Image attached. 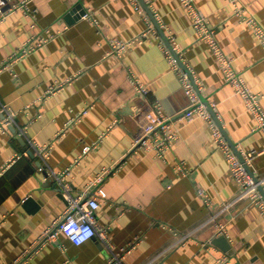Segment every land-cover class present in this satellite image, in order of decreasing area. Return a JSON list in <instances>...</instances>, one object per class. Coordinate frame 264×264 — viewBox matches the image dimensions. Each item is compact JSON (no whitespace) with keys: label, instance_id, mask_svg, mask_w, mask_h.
<instances>
[{"label":"crops","instance_id":"0c3cea01","mask_svg":"<svg viewBox=\"0 0 264 264\" xmlns=\"http://www.w3.org/2000/svg\"><path fill=\"white\" fill-rule=\"evenodd\" d=\"M146 2L166 35L175 36L203 97L217 102V116L238 150L264 151V132L254 129L255 117L225 81L180 0ZM240 2L264 25V0ZM79 5L90 18L71 13ZM197 6L236 70L263 96L264 108V47L254 30L235 15L230 0H197ZM29 7L0 24V63L33 35L50 38L0 73V122L4 106L14 113L12 124L0 130V264H110L112 250L99 235L79 245L62 233L58 241L39 243L66 210L52 173L67 167L74 196L98 197L97 227L107 231L121 264H218L222 256L227 264H264L260 209L245 198L225 208L242 187L205 119L175 118L179 138L163 158L133 146L140 110L160 102L175 117L190 104L162 50L161 33L147 34L119 57L109 40L135 39L146 28L130 0H34ZM133 77L148 85L146 95ZM40 146L49 147L47 160ZM86 146L91 149L83 153ZM180 164L187 172L177 169ZM252 169L264 176V152Z\"/></svg>","mask_w":264,"mask_h":264},{"label":"built area","instance_id":"2783aa9c","mask_svg":"<svg viewBox=\"0 0 264 264\" xmlns=\"http://www.w3.org/2000/svg\"><path fill=\"white\" fill-rule=\"evenodd\" d=\"M33 1L34 0H0V24L3 23L10 14L18 10L26 9L27 11H31L29 5ZM130 1L133 3L135 9L140 14L142 13L143 16H145L146 28L142 32V35L136 37L135 39L124 41L113 38L109 40L110 51L119 57L123 56L125 51L132 44L142 42L147 34L152 33L156 36L158 35L155 23L146 13L142 2L140 0ZM230 1L233 4V12L235 15L241 22L246 23L252 30H254L259 43L262 47H264V25L261 24L254 14L246 12V6L241 3L240 0ZM180 2L187 10L188 14L192 17V26L198 32L199 39L206 42L209 48H211V51L217 57L219 65L224 73L225 81L234 87L236 93L244 100L247 109H249L255 117L256 125L254 129L264 132V108L262 105L263 96L253 92L248 83L245 82L241 73L236 70L233 65V58L228 56L224 48L221 47L217 38V31H215L209 17L197 6V0H180ZM89 16V12H85L81 17L90 18ZM49 40L50 38L46 36L33 35L31 38L24 41L22 46L14 52L9 59H7L4 63H0V73L10 67L14 62L21 60L22 57L30 54V52L47 43ZM168 40L170 45L162 40L160 41V45L162 50H164L170 67L179 78L180 83L189 98L190 104L175 117L167 115L163 110L162 103L160 102L149 104L144 110H140L136 115L139 119L140 129L134 136V148L152 150L157 154V156L163 158L173 143L179 138L178 132L174 128L173 120L175 118H180L182 120H186L187 122H192L196 119V117H202L209 124L218 147L225 153L229 169L233 173L236 181H238L242 187L238 195L233 199V201L229 202L225 208H228V206L232 205L233 202L242 198L249 199L259 207L262 218L264 219V176L258 177L252 169L253 159L256 155L263 153L264 151H240L239 155L233 150L223 133V125L221 127L220 123L222 124V122L220 118L217 116V113L216 117L218 119H216V117H214L211 113L208 105L201 97L199 84L194 78L191 69L183 63L175 36L169 35ZM132 82L141 94L146 95L149 92L148 85L141 83L137 77H133ZM60 86V83L56 86H51L48 93L56 92ZM216 105V101L210 103L211 109L215 112ZM4 111H7V116L4 121L0 122V130L5 128L7 125L12 124L14 121V113L9 111L6 106H4ZM83 113H86V111L78 114L75 119H79ZM21 132L24 133V130H21ZM36 149L39 156L43 157L44 160H47L49 157V147L40 146L36 147ZM90 149L91 146H86L83 153H86ZM21 155L25 156L28 155V153L25 151L15 157L18 158ZM16 158H13L11 161H14ZM79 159L80 157L75 160V163H77ZM39 169L42 171L44 167L42 166ZM177 169L182 172H187L183 164L178 165ZM102 172L103 173L99 174L95 180L96 183L103 181L107 172L106 170ZM47 174L49 173L47 172ZM52 174L56 177L58 184L61 187L62 195L67 201V206L64 213L52 224V226L45 230L44 235L39 242L40 245L44 244L47 240L58 241L61 233L75 245L83 244L93 237H96V235H99L112 250L113 256L111 257L112 259L110 260V264H121L123 258L119 253H116L113 250V245L108 237L107 231L97 227L96 210L99 206L98 197H86L84 195L74 196L72 190H70L69 182L66 181L67 177L70 175L69 167L59 173L53 172ZM99 189L100 193L105 196L106 194L104 190L101 188ZM223 228L224 225H221L219 228L220 231L223 230ZM122 252L126 253L128 250L124 249ZM227 262L228 258L226 256H222L218 259V264H227Z\"/></svg>","mask_w":264,"mask_h":264},{"label":"water","instance_id":"95a60500","mask_svg":"<svg viewBox=\"0 0 264 264\" xmlns=\"http://www.w3.org/2000/svg\"><path fill=\"white\" fill-rule=\"evenodd\" d=\"M140 1L142 2L144 8L146 9L148 15H150V17H151L152 20L154 21L155 26H156V29L158 30V32L161 33V35L163 36L165 42H166L168 45H170L169 40H168V36H167L166 33L163 31V29H162V27H161V25H160L158 19H157L156 16L154 15V13H153V11L151 10L149 4L146 2V0H140ZM73 11H74L75 13L77 12L76 15H77V17H80V18H81V16L86 12V10H84L83 7H82L81 5H79V6H77V7H74V8L72 9L71 13H72ZM71 13H70V14H71ZM201 97H202V99L205 101V103L208 105V107H209L211 113L214 115V117H216V112H215L214 110L211 109V107H210V102H209L206 98H204L202 94H201ZM216 119H218V118L216 117ZM220 125H221V127H222V124H221V123H220ZM222 130H223V133L225 134V136H226V138H227V140H228L230 146L233 148L234 151H236V152L240 155V151H239L238 148L236 147V144H235V142L233 141V139L229 136V134H227V132L224 130V128H222ZM30 153H31V155H32V151H30ZM55 188H56V189L61 193V195H62L61 187L58 186V184L55 185ZM261 189H262V188H261ZM262 190H263V189H262ZM62 196H63V195H62ZM93 238H94V237H93Z\"/></svg>","mask_w":264,"mask_h":264}]
</instances>
